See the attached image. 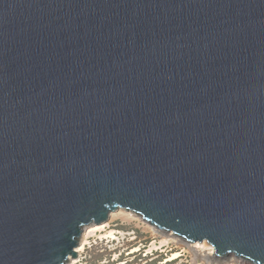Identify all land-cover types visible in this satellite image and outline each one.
<instances>
[{
    "label": "water",
    "instance_id": "95a60500",
    "mask_svg": "<svg viewBox=\"0 0 264 264\" xmlns=\"http://www.w3.org/2000/svg\"><path fill=\"white\" fill-rule=\"evenodd\" d=\"M119 208L264 264V0H0V264Z\"/></svg>",
    "mask_w": 264,
    "mask_h": 264
},
{
    "label": "rangeland",
    "instance_id": "374dc122",
    "mask_svg": "<svg viewBox=\"0 0 264 264\" xmlns=\"http://www.w3.org/2000/svg\"><path fill=\"white\" fill-rule=\"evenodd\" d=\"M119 213L110 214L104 230L96 225L85 227L80 246L75 248L81 251L76 250V257H70L67 264H251L235 256L206 262L204 253L195 251L204 250L201 242L190 243L182 238H178L182 245L173 239L165 242L161 233L146 230L142 217L127 219Z\"/></svg>",
    "mask_w": 264,
    "mask_h": 264
},
{
    "label": "bare ground",
    "instance_id": "6f19581e",
    "mask_svg": "<svg viewBox=\"0 0 264 264\" xmlns=\"http://www.w3.org/2000/svg\"><path fill=\"white\" fill-rule=\"evenodd\" d=\"M116 212H120L119 213V215H122L123 217H125V218H127V219H129V218H131V219H134V220H137V219H139V217H142V216H140L139 214H136L135 212H131V210H125V209H116V210H114V211H112L110 214L111 215H113L114 213H116ZM118 214V213H117ZM111 215H109V219H110V216ZM121 216V217H122ZM144 220V219H143ZM145 221V220H144ZM106 222L107 221H105V222H103V223H101V224H90V226H93V225H96V226H98V228L99 229H101V230H104V228H105V226H107V225H105L106 224ZM145 223L147 224L146 226H145V228H146V230H148V231H151L152 233H154V234H157V233H161V236H162V238H163V241H168L169 239H173L174 241H176V242H178V244H180V245H182V243H181V241H179L178 240V236H176L175 234H174V236L173 235H171L169 232H167V231H163V230H160L159 228H157L156 226H154V225H151L150 223H148L147 221H145ZM84 231V230H83ZM111 234H113V232H111ZM173 234V233H172ZM202 244H203V248H204V250H200V249H198V250H195V251H197V252H201V253H204V259H205V261L206 262H212V261H219V259H223V258H219V257H217V256H215V254H214V249H213V247L210 245V244H208V242L207 241H204V242H201ZM80 246V245H79ZM78 246V247H79ZM83 249V248H82ZM77 250V252H80L81 251V249L79 248V249H76ZM213 254V255H212ZM178 255V253L176 252V253H174V257H176ZM203 255V254H202ZM70 261V260H69Z\"/></svg>",
    "mask_w": 264,
    "mask_h": 264
}]
</instances>
